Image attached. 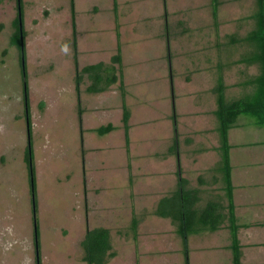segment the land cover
<instances>
[{
	"label": "rangeland",
	"instance_id": "1",
	"mask_svg": "<svg viewBox=\"0 0 264 264\" xmlns=\"http://www.w3.org/2000/svg\"><path fill=\"white\" fill-rule=\"evenodd\" d=\"M117 1L116 16L113 0H75L77 57L80 67L109 62L118 21L131 110L129 149L119 82L87 93L86 79L77 95L70 0H22L29 136L20 49L12 43L17 1L0 0V264H36L33 187L25 160L30 137L41 264H87L81 241L97 226L111 232L116 255L107 264H179L185 257L171 218L154 213L178 180L171 170L176 157L164 156L172 104L178 129L185 131L215 118L211 89L219 71L228 97L252 91L241 82L259 67L238 62L252 48L231 43L230 36L244 37L254 28L257 0H220L217 19L211 0H166V10L163 0ZM242 122V139L264 138V125L253 115H240ZM107 123L116 128L99 135L95 129ZM217 157L215 151L182 149V164L188 165L183 172L194 182L197 171L206 172ZM225 231L230 233L222 230L219 237Z\"/></svg>",
	"mask_w": 264,
	"mask_h": 264
},
{
	"label": "trees",
	"instance_id": "2",
	"mask_svg": "<svg viewBox=\"0 0 264 264\" xmlns=\"http://www.w3.org/2000/svg\"><path fill=\"white\" fill-rule=\"evenodd\" d=\"M17 1V16L14 20L15 31L12 35V43L20 49V64L23 82V96L26 104V115L28 120V134H31L30 116L28 112L29 102V86L28 72L26 64L25 51V30L23 23V7L22 0ZM164 9L166 10V0H163ZM220 0H211L212 13L217 19ZM118 1L113 0V9L117 16ZM71 10V25H72V44L75 50V81L78 97L81 92V84L87 79V93L104 92L114 84L118 83V87L122 96V122L125 130L126 148L129 149L130 143V117L131 110L126 102V85L123 74V54L120 25L116 23V52L112 55L109 62L100 61L97 63L86 64L80 67L77 57V23H76V7L75 0H70ZM255 26L244 37L231 35V43L246 42L252 50L243 55L238 62H244L248 65H257L259 72L249 76L243 82L244 86H249L252 91L245 93L239 98H231L227 95V87L224 76L219 71L216 82L212 87V92L216 99V108L214 115L217 120L218 133V154L220 156L218 165L215 169L220 174L221 189L224 191L221 200L209 201L204 207H199V192L195 188H187V179L182 177L180 170L177 171V188L171 195L162 196L157 203L154 213L161 217H169L176 226V232L182 239L183 251L188 256L189 251V236L201 229L215 231L221 228L225 223H228V228L231 233V249L233 252V264H242L241 262V245L238 238L239 225L235 215V203L233 194L232 182V167L230 160V143L229 129L233 127L238 117L242 114L253 115L257 123L264 125V0H257V10L253 14ZM169 50V42L167 41ZM221 65L219 68L221 69ZM173 115L172 120L174 130H177L176 107L172 104ZM116 126L113 123H107L97 127L95 130L99 135H104ZM176 144V143H175ZM169 152H177V149H169ZM25 160L27 162L33 192V224H34V244L36 264H41L40 255V231L38 218V205L35 196V166L34 152L31 145V137L27 146ZM138 220L133 219V228L136 229ZM83 250L82 259L87 264H107L112 257L116 255L113 250L110 229L103 226L88 228L84 238L81 241Z\"/></svg>",
	"mask_w": 264,
	"mask_h": 264
},
{
	"label": "crops",
	"instance_id": "3",
	"mask_svg": "<svg viewBox=\"0 0 264 264\" xmlns=\"http://www.w3.org/2000/svg\"><path fill=\"white\" fill-rule=\"evenodd\" d=\"M215 118L209 125L201 128L198 125L193 128L190 124L185 131L178 129V126L177 130H174V124L172 126L171 123L172 134L165 143V149L168 151L164 156L169 157V160L175 156L177 160V168L174 167L171 170L174 169L176 173L180 170L182 177L187 179L186 187L198 190L199 207L220 196V174L215 169L219 162L217 151L219 141ZM196 119L197 117L194 120ZM196 121L198 123V120ZM243 125H245L243 122L240 125L236 122L229 129L228 135L235 215L239 225L238 238L242 251L241 262L242 264H264V138L242 139V134L246 132H240L237 129L244 127ZM169 149H177V152L171 153ZM182 149H190V154L215 151L218 157L205 168L206 172L197 171L193 182L183 172L188 165L182 164L184 162L181 159ZM176 188L177 182L169 186L164 196L171 195ZM227 225L228 223H225L215 231L201 229L192 233L189 236L188 256L185 255V259L182 254L179 264H233L230 233L225 234V231L223 238L218 235L222 230H229ZM197 234L203 235L202 239L197 240L198 242L193 238Z\"/></svg>",
	"mask_w": 264,
	"mask_h": 264
},
{
	"label": "water",
	"instance_id": "4",
	"mask_svg": "<svg viewBox=\"0 0 264 264\" xmlns=\"http://www.w3.org/2000/svg\"><path fill=\"white\" fill-rule=\"evenodd\" d=\"M22 24H23V23L21 22V29L23 28V27H22Z\"/></svg>",
	"mask_w": 264,
	"mask_h": 264
}]
</instances>
